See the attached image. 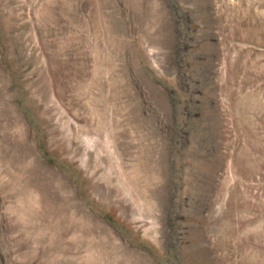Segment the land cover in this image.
Returning <instances> with one entry per match:
<instances>
[{
    "label": "rangeland",
    "instance_id": "1",
    "mask_svg": "<svg viewBox=\"0 0 264 264\" xmlns=\"http://www.w3.org/2000/svg\"><path fill=\"white\" fill-rule=\"evenodd\" d=\"M0 264H264V0H0Z\"/></svg>",
    "mask_w": 264,
    "mask_h": 264
}]
</instances>
